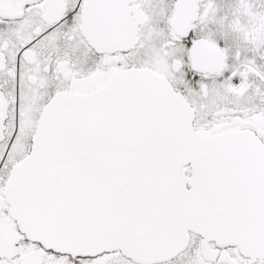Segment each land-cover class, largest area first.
I'll return each mask as SVG.
<instances>
[{
    "label": "snow or ice",
    "instance_id": "obj_1",
    "mask_svg": "<svg viewBox=\"0 0 264 264\" xmlns=\"http://www.w3.org/2000/svg\"><path fill=\"white\" fill-rule=\"evenodd\" d=\"M0 264H264V0H0Z\"/></svg>",
    "mask_w": 264,
    "mask_h": 264
}]
</instances>
